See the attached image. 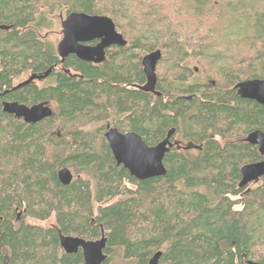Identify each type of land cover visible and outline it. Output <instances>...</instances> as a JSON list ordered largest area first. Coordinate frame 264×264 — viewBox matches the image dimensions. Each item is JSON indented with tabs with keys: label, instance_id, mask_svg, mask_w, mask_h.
Here are the masks:
<instances>
[{
	"label": "trees",
	"instance_id": "1",
	"mask_svg": "<svg viewBox=\"0 0 264 264\" xmlns=\"http://www.w3.org/2000/svg\"><path fill=\"white\" fill-rule=\"evenodd\" d=\"M53 4L110 18L126 46L106 50L100 65L74 56L60 64L31 27L41 23L38 10ZM0 24L9 28L0 32V264H83L81 251L66 254L60 238L102 235L103 264L118 255L125 264H148L159 251V264H264L257 250L264 244V178L245 196L238 187L240 168L261 159L242 138L264 131V107L234 89L264 80L261 0H0ZM157 50L151 94L140 89L141 60ZM191 61L208 85L188 83ZM53 66L42 88H13L21 73ZM3 101L55 110L28 124L4 113ZM94 123L100 127L86 131ZM106 123L148 146L174 129L202 149H173L163 177L138 181L116 166ZM62 168L77 174L67 186L57 178ZM51 218L47 228L27 221Z\"/></svg>",
	"mask_w": 264,
	"mask_h": 264
},
{
	"label": "water",
	"instance_id": "2",
	"mask_svg": "<svg viewBox=\"0 0 264 264\" xmlns=\"http://www.w3.org/2000/svg\"><path fill=\"white\" fill-rule=\"evenodd\" d=\"M264 3V0H261ZM64 39L58 47V52L64 58L74 55L84 62L99 64L105 61V50L112 47H124L126 41L119 34L112 20L106 16H92L85 13L72 12L62 23ZM99 40L93 47L84 43ZM161 58L159 50L145 55L141 60L142 72L145 76V84L140 89L147 93H155L156 66ZM234 89L237 95L244 100L253 101L264 107V80L253 79L240 82ZM4 113L15 119H22L24 123L36 124L53 115V111L46 103L27 107L18 103H2ZM174 129L168 131L164 140L155 146H148L135 132L121 133L116 128L107 126L104 133L108 147L111 151L116 166H122L129 175L138 181L163 177L166 174L163 165L164 156L172 147L170 138ZM252 145L259 148L264 155V133L255 131L248 137ZM239 188L258 180L264 176V160L258 163L247 164L240 168ZM57 178L63 186L69 185L73 180V174L67 168H62L57 173ZM106 239L101 236L99 240L87 241L75 237H61L60 245L66 254H75L79 250L83 256V264H103ZM161 252H156L148 264H159ZM248 264H254L248 262Z\"/></svg>",
	"mask_w": 264,
	"mask_h": 264
},
{
	"label": "rangeland",
	"instance_id": "3",
	"mask_svg": "<svg viewBox=\"0 0 264 264\" xmlns=\"http://www.w3.org/2000/svg\"><path fill=\"white\" fill-rule=\"evenodd\" d=\"M56 6V7H55ZM41 10H38L39 13L42 14L41 17L39 18H43L42 21H40L41 23L39 25H36L37 21L36 20L33 24H31L33 29H36V27H38L39 29L37 30V34L39 35V37L37 38L38 40H40L41 42H43L44 44H48L49 46H52V48L55 51V48L58 44V42L61 40L62 35H61V28H60V15H62L63 17L66 16V14L72 13V12H68V7L67 5H59V4H53V8H40ZM38 18V14L36 15ZM43 39H41V38ZM56 54V53H55ZM191 69H196V71H193V75L191 76V78L189 79L188 83H193V84H199V85H208V82L211 81L210 78H208L206 76V74L204 73V71L202 69H197L198 66L193 63V61L189 62L187 64ZM163 69V68H162ZM162 71V70H161ZM31 74L30 71H25L23 73L20 74V76L15 77L12 79V85H15L23 80H26L27 77ZM46 84V82H45ZM45 84H39L38 87L42 88L43 86H45ZM50 107H52L51 109L55 110V105L54 104H49ZM110 126L113 127L114 126L111 123H106L105 124V130L103 132V135L106 131V127ZM100 127V124L94 123V124H88L87 126H85L86 131L88 130L89 132H94L96 131L98 128ZM57 135L60 134L59 131H56ZM124 132H129L124 131ZM242 132V129L240 131V128H238L237 132H235L236 134H240ZM247 135L245 134L243 136L242 139H244ZM104 138V136H103ZM176 140H180L182 141V143H186L187 141H183L182 138L179 135H175L174 137ZM105 140V139H104ZM220 141L223 143V140L220 139ZM192 154H194V152H191ZM71 173L73 174V179L77 178V174L75 173V171L71 170ZM260 184V182L255 183V184H250L248 185V193H250L251 191L255 190L257 188V186ZM131 187V186H129ZM246 193V192H245ZM245 193H243V195L245 196ZM239 199H243V196L238 197ZM242 208V204L238 205L234 208V210H240ZM29 223L31 224H35V225H39L42 226L44 228L47 227H52L54 226V219L51 218L50 220L46 221V222H35L33 220H27ZM257 248V247H256ZM257 250H259V252H262L264 254V244H262V246H260ZM117 258H115V264H125L123 261H121V259L118 256H115Z\"/></svg>",
	"mask_w": 264,
	"mask_h": 264
},
{
	"label": "flooded vegetation",
	"instance_id": "4",
	"mask_svg": "<svg viewBox=\"0 0 264 264\" xmlns=\"http://www.w3.org/2000/svg\"><path fill=\"white\" fill-rule=\"evenodd\" d=\"M70 14V13H69ZM69 14H66V16L65 17H63L62 15H60L59 17H60V28H61V35H62V38H61V40L58 42V44H57V46H56V48H55V53H56V56L58 57V59H59V62H60V64H62L68 57H70V56H74V55H68V56H65L64 58H62V56L59 54V52H58V47H59V45L61 44V42L63 41V39H64V31H65V29L63 28V26H62V23L66 20V18H67V16L69 15ZM39 21H42V18H40L39 19ZM43 22V21H42ZM36 29H39L38 27H36ZM36 29H33L34 30V32H35V34H36V36L37 37H39V33L37 34V30ZM9 30V28L8 27H5V26H3V25H1L0 24V32H7ZM41 38V37H40ZM44 38V37H43ZM43 38H41V39H43ZM99 43V40H93V41H91V42H87V43H84V45H87V46H91V47H93V46H95V45H97ZM113 47V46H112ZM111 48V47H110ZM110 48H108V49H106V50H109ZM106 50H105V56H106ZM75 57V56H74ZM105 60H106V57H105ZM105 62V61H104ZM104 62H102V63H104ZM87 63H91V64H93V65H100V64H102V63H99V64H94L93 62H87ZM55 69V66H53V67H51L47 72H45V73H41V74H30L28 77H27V79L26 80H23V81H21V82H19V83H17V84H15V85H13V88L14 89H16L17 87H20V86H23V85H28V84H32L33 86H37L38 87V85L39 84H45V82L47 83V76H48V74L51 72V70H54ZM38 88H40V87H38ZM237 92V91H236ZM151 94H153V93H151ZM3 102H6V101H3ZM2 102V103H3ZM9 103H17V102H12V101H8ZM18 104H20V103H18ZM38 104H42V103H38ZM38 104H34V105H32V106H35V105H38ZM51 105V104H50ZM48 106H49V104H48ZM29 107H31V106H29ZM52 108V107H51ZM52 111H54L53 109H52ZM19 120H21L22 121V119H19ZM23 122V121H22ZM170 131V130H169ZM255 131H261V130H254V131H251V132H249L248 134H247V136L244 138V139H242L243 140V142L244 143H247L248 145H250V146H252V147H256L257 148V151L259 152V148H258V146H256V145H252L250 142H249V140H248V137L252 134V133H254ZM262 133H264V131H261ZM168 133V132H167ZM175 133V132H174ZM167 135V134H166ZM166 137V136H165ZM175 135L173 134L172 136H171V138H170V144H171V148L169 149V152L171 151V150H173V149H176L177 151H179V152H198V151H200L201 149H202V147H201V145H197V144H194V143H192V142H190V141H187L185 144L184 143H182V141H180V140H176L175 138ZM165 139V138H164ZM183 140V139H182ZM184 141V140H183ZM186 141V140H185ZM259 156H260V160L259 161H257V162H254V163H258V162H261V161H263L264 160V155H262L260 152H259ZM252 164V163H251ZM262 178H264V176H262V177H260L258 180H256V181H254V182H251V183H249V184H247L245 187H243V188H239V189H243L244 191H243V193L244 192H248L249 190H248V185H250V184H255V183H258V182H260V180L262 179ZM239 185V184H238ZM239 187V186H238ZM248 262H252V261H249V260H246V259H243L242 260V264H248ZM253 263V262H252Z\"/></svg>",
	"mask_w": 264,
	"mask_h": 264
}]
</instances>
